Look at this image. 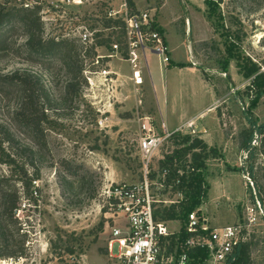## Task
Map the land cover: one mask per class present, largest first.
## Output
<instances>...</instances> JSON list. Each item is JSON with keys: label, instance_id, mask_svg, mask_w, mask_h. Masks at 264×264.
Segmentation results:
<instances>
[{"label": "rangeland", "instance_id": "1", "mask_svg": "<svg viewBox=\"0 0 264 264\" xmlns=\"http://www.w3.org/2000/svg\"><path fill=\"white\" fill-rule=\"evenodd\" d=\"M49 1L0 0V5H40L43 38L61 39L63 34L67 35L64 39L73 43L77 53L80 47L75 29L80 25L100 28L104 13L120 2L83 0L81 5L57 9ZM164 1L133 0L131 6L134 10L155 9L157 17ZM167 5L170 9L172 0ZM177 5L180 8L174 10L183 8ZM201 9L206 12L217 40H196L193 48L206 68L205 79L219 97L213 106L215 125L205 128L221 131V147L226 148L227 159L206 162L202 175L209 190L198 208L211 227L240 224L249 244L250 264H264V221L256 218L249 224L246 210L254 208L258 200L264 206L263 161L254 151L249 152L246 170L253 186L244 184L238 167L240 150L249 149L251 131L264 124V95L251 107L255 92L249 85L253 76L246 78L243 74L251 64L258 68L256 74L262 73L264 67V0H203ZM186 11L189 12L184 10V16L178 15L176 27H184ZM188 16L195 22L192 15ZM175 34L169 32L170 41L179 55L186 58L185 42L181 44L180 36ZM24 42L25 36L18 27L0 38V75L22 70L35 72L49 88L53 102L46 111L40 146H33L29 138L14 131L22 143L34 147L40 178L33 182L32 190L37 189L34 202L21 196L22 188L16 183L18 209L4 225L0 264H107L101 194L115 183L141 180L137 151L140 119L149 117L155 134L164 136L161 122L168 118L175 123L174 112L171 115L170 105L165 106L160 98L157 105L154 95L147 96L142 86L136 90L126 77L127 71L130 74L128 64L114 59L105 65L118 73L111 76L112 82L91 89L83 86L77 94L67 96L64 87L68 74L62 62L28 61ZM113 63L120 66L113 67ZM153 68L157 88V63H153ZM228 70L231 75L226 74ZM144 87L151 89L148 79ZM11 101L0 97V122H9ZM183 137L175 134L166 139L154 155L152 168L158 169L161 158L178 149ZM0 171L8 174L9 167L0 164ZM67 248H72L73 254Z\"/></svg>", "mask_w": 264, "mask_h": 264}, {"label": "built area", "instance_id": "2", "mask_svg": "<svg viewBox=\"0 0 264 264\" xmlns=\"http://www.w3.org/2000/svg\"><path fill=\"white\" fill-rule=\"evenodd\" d=\"M132 2L133 0H120L117 7L109 8L104 13L103 21H100V28L96 30L83 25L75 29L76 38L84 49L82 55L88 48L94 53L89 60L85 59L83 76L86 89L113 81L111 76L116 73L105 68L110 59L128 64L129 80L136 90L143 85L140 66L146 52L154 53L165 64L169 62L164 36L156 24L155 9L134 10ZM49 4L58 9L81 5L83 0H51ZM66 36L63 34L61 39ZM97 40L101 44L98 45ZM262 73L264 74V67ZM149 121L150 118L146 116L140 119L139 124L141 135L137 151L141 180L115 183L101 194L106 263L232 264L237 246L245 242L244 229L240 224L211 227L208 220L200 215V208L188 213L185 223L179 219L165 220L159 217L163 209L175 207L178 210V206L184 201V188L176 187L180 185L181 178L193 170L190 168L189 155L185 160L173 159L171 167L175 176L169 180V168H152L154 155L172 135L181 134L193 138L195 131L192 122H186L172 132H168L162 124L164 136H159L155 134ZM262 125L251 131L249 149L243 148L239 152L238 167L247 186H253L246 170L250 151L261 157V168L264 169ZM246 210H249V224L254 223L256 218L264 221V206L259 204V200L254 208ZM181 228L187 234L185 239L180 238ZM202 251L205 252V257H196Z\"/></svg>", "mask_w": 264, "mask_h": 264}, {"label": "trees", "instance_id": "3", "mask_svg": "<svg viewBox=\"0 0 264 264\" xmlns=\"http://www.w3.org/2000/svg\"><path fill=\"white\" fill-rule=\"evenodd\" d=\"M40 5H0V38L3 34L20 28L25 36L24 48L28 61L39 64L42 60L54 62L60 60L68 77L65 84V95L77 94L86 81L83 77L85 59L93 56L92 49H86L82 55L83 46L76 39L80 47V53L76 52L73 43L67 39L43 38V23L40 18ZM101 44L100 41H96ZM107 44V42L105 43ZM85 56V57H83ZM183 67V64H177ZM258 68L251 64L244 71L246 78L252 77L249 89L255 92L251 107H255L258 99L264 95V75L256 74ZM7 96V97H6ZM0 97L13 101L8 123L0 122V164L9 167V173L0 171V238L3 237L4 225L8 218L18 209L19 192L16 183L21 188V196L28 201H36L37 189H33V182L39 180L40 172L35 166L37 156L34 147L24 144L16 136V131L21 137L29 138L33 146H40L43 138V124L47 119L46 111L51 109L52 95L42 78L33 71H15L6 75H0ZM11 101V102H12ZM264 127V124L262 125ZM251 135L249 136L250 140ZM245 146V145H244ZM190 157V168L181 178L177 189L184 188V201L178 206L163 209L159 215L161 219H179L185 223L187 214L200 207L207 196L209 186L205 183L202 171L206 168V162L216 158L218 152L215 148L208 147L201 139L184 136L181 146L165 155L159 161V168H169V180L174 178L172 169L173 159L185 160ZM29 168L31 172L29 173ZM185 171V167H184ZM102 222L99 223L101 228ZM180 238L185 239L187 234L181 228ZM69 254H73L72 248H67ZM21 256V255H18ZM197 256L205 257V252ZM232 264H250L249 244L240 243L235 250V260Z\"/></svg>", "mask_w": 264, "mask_h": 264}, {"label": "crops", "instance_id": "4", "mask_svg": "<svg viewBox=\"0 0 264 264\" xmlns=\"http://www.w3.org/2000/svg\"><path fill=\"white\" fill-rule=\"evenodd\" d=\"M169 1H164L155 18L168 48L169 62L165 64L154 53L146 52L140 66L143 77L142 89H144L147 96L151 97V95H154L157 105L159 98L165 106L170 105L168 107L169 113L172 115L174 112L173 116L176 122L172 123L168 118L161 122L168 132L182 127L186 122H192L196 137L201 139L208 147L217 150L218 157L211 158V160L223 162V159H227L226 148L223 149L221 147L223 134L220 130H213L214 128L212 127L209 129L205 128V126L215 125L217 117L213 106L219 97L214 86L205 79L206 68L202 65L198 53L193 48L196 40L206 43V40L211 38V40L216 41L217 39L212 35L214 30L211 22L208 21L206 12L201 9L202 0H172L170 9H167ZM177 4L183 6L179 11L173 9L174 7L180 8ZM186 9L189 12H185L186 21L184 27L182 25L176 27L178 15L183 14L184 16V10ZM189 14L193 16L195 22H192V18L188 16ZM170 31L173 34L176 33V36H180L181 44L185 42L186 58L179 55L177 47L170 41ZM154 62L157 63V81L155 79L157 88H155L153 82V75L155 74ZM177 64H183L184 66L178 67L176 66ZM116 66L120 65L117 63ZM116 66L113 63V67ZM226 74L231 75L230 70ZM126 77L129 79V71H127ZM147 79L150 82L151 89L144 87ZM178 104H181V109L178 108Z\"/></svg>", "mask_w": 264, "mask_h": 264}]
</instances>
